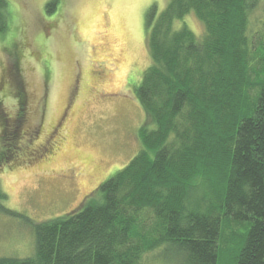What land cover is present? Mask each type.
<instances>
[{"label": "trees", "instance_id": "16d2710c", "mask_svg": "<svg viewBox=\"0 0 264 264\" xmlns=\"http://www.w3.org/2000/svg\"><path fill=\"white\" fill-rule=\"evenodd\" d=\"M190 13L202 36L177 26ZM11 23L0 0V34ZM147 49L135 88L146 114L139 152L96 188L98 199L88 201L94 191L65 215L29 221L34 255L0 264H143L164 244L171 264H264V0H170L158 16L154 6ZM17 94L22 112L1 124L4 136L25 116ZM6 197L0 185V208L23 217ZM235 225L246 226L238 247L224 239Z\"/></svg>", "mask_w": 264, "mask_h": 264}, {"label": "rangeland", "instance_id": "374dc122", "mask_svg": "<svg viewBox=\"0 0 264 264\" xmlns=\"http://www.w3.org/2000/svg\"><path fill=\"white\" fill-rule=\"evenodd\" d=\"M50 1L8 0L12 23L0 34V155L8 143L15 146L11 156H0L2 204L23 215L0 208V257L34 255L29 221L72 211L139 152L146 114L135 88L151 63L147 13L155 6L158 16L170 2L56 0L48 14ZM182 23L202 36L194 13ZM18 89L25 116L4 136L1 124L22 112ZM72 173L74 181L61 178ZM99 197L97 190L88 201ZM245 230L235 225L224 239L240 244ZM157 252L162 259L143 264H171V246Z\"/></svg>", "mask_w": 264, "mask_h": 264}, {"label": "flooded vegetation", "instance_id": "af4514ba", "mask_svg": "<svg viewBox=\"0 0 264 264\" xmlns=\"http://www.w3.org/2000/svg\"><path fill=\"white\" fill-rule=\"evenodd\" d=\"M20 97H21V94H20ZM37 152L39 153V151L37 150ZM63 177H65V179H69V180H71V181H74L75 179H76V175L74 174V173H72V175H65V176H61V178H63ZM100 184H98V186H99ZM97 186V187H98ZM96 187V188H97ZM96 189H94L93 191H92V193L95 191ZM91 193V194H92ZM90 195V194H89ZM89 195H87V196H84L83 198H82V201H81V203L79 204V206L82 204V202L85 200V198H87ZM78 206V207H79ZM77 208V207H76Z\"/></svg>", "mask_w": 264, "mask_h": 264}]
</instances>
